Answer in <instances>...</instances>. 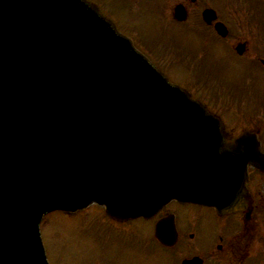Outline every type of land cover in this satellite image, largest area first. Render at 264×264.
I'll use <instances>...</instances> for the list:
<instances>
[{
  "label": "water",
  "instance_id": "obj_1",
  "mask_svg": "<svg viewBox=\"0 0 264 264\" xmlns=\"http://www.w3.org/2000/svg\"><path fill=\"white\" fill-rule=\"evenodd\" d=\"M214 121L93 2L0 0V264H49L39 222L53 209L97 202L128 218L175 198L219 210L237 168Z\"/></svg>",
  "mask_w": 264,
  "mask_h": 264
},
{
  "label": "flooded vegetation",
  "instance_id": "obj_2",
  "mask_svg": "<svg viewBox=\"0 0 264 264\" xmlns=\"http://www.w3.org/2000/svg\"><path fill=\"white\" fill-rule=\"evenodd\" d=\"M176 2L182 3L186 10V19L175 21L177 33L186 38L192 33L193 39L185 52L192 51L197 59L189 66L183 55L182 60L174 63L177 66L185 62L187 71L183 72L181 81L185 86L173 81L203 102L218 118L222 129L217 130L221 137L217 142L227 146L230 153L226 158L237 171L230 172L220 210L212 205L174 200L173 209L162 208L150 218L117 219L100 207L104 216L119 228L127 227L137 218L150 221L152 242L148 237L136 236L133 248L128 246L126 252L123 249L117 254V259L124 263L109 262L98 255L95 264H264V27L254 23L255 34H250L248 29L243 36L244 30L236 27L234 31L219 17L217 9V20L222 21L227 30L225 35H220L214 20L206 23L201 17L203 8L209 6L206 2ZM163 15L172 17V9ZM213 54L228 57L230 64L225 65L224 61L218 66L204 64L202 58ZM156 64L168 77L176 78L175 66L173 74L168 73L171 63H167L166 57L156 59ZM229 68L240 69L245 75L244 81L230 76L223 79L222 84L218 73H226ZM240 137L238 150L233 151L230 146ZM159 218L170 219L168 236L155 235L154 223ZM148 242L156 248L146 249Z\"/></svg>",
  "mask_w": 264,
  "mask_h": 264
},
{
  "label": "rangeland",
  "instance_id": "obj_3",
  "mask_svg": "<svg viewBox=\"0 0 264 264\" xmlns=\"http://www.w3.org/2000/svg\"><path fill=\"white\" fill-rule=\"evenodd\" d=\"M92 1L96 3L102 13L113 20L118 30L130 36L139 48L147 50L145 45L148 46V49L151 46L152 49H149V54L154 60L158 59L159 61L162 57H166L167 63H171L170 68L167 65L168 73L173 74L172 71L175 66L176 78L169 76L170 79L179 81V84L185 86L181 81L184 78L183 72L187 71L186 64L182 62L176 66L174 63L182 60L183 55H186L189 66H192L191 63L197 59L192 51L185 52V48L189 47V41L193 39V35L192 33L188 34L186 38L177 33V25L172 17L167 15V20H164L162 14L163 9L171 10L174 3L180 0ZM195 1L197 3L206 2L216 10L218 9L219 17L225 19L234 31H237L236 27L244 30L243 36L248 29L250 34H255L254 23L264 27V6L259 5L258 0ZM261 2L264 5V0ZM175 43L178 44L179 49L173 52H164L163 56H158L154 51L158 50L159 47L163 49V47H169ZM177 50L184 52V54L177 53ZM231 56L235 58L233 55ZM217 57L218 54H213L205 56L202 60L204 64L206 62L207 65L213 64L212 66H218L223 61L225 65L230 64L227 60L228 57H223L225 59L221 56ZM193 70L197 71L194 68ZM230 76L237 77L240 82L245 79V75L240 72V69L229 68L226 73L224 71L218 73L219 81L222 84L223 79H228ZM173 206L172 202L163 208L173 209ZM151 226L150 221L137 218L128 223L127 227L119 228L118 225L104 216L103 211L96 204H90L88 207L74 212L50 211L43 216L40 222L42 241L50 264H95V258L98 255L109 262L124 263L117 259V254L123 252V249L126 252L128 246L133 248L136 245V236L138 238L143 237V239L148 237L149 241L152 242L150 239ZM150 242H148L149 244L146 243L148 248L144 247L148 250L155 249L156 247Z\"/></svg>",
  "mask_w": 264,
  "mask_h": 264
}]
</instances>
